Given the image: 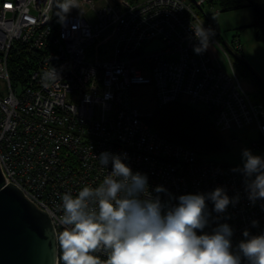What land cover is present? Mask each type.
Listing matches in <instances>:
<instances>
[{"label":"built area","instance_id":"2783aa9c","mask_svg":"<svg viewBox=\"0 0 264 264\" xmlns=\"http://www.w3.org/2000/svg\"><path fill=\"white\" fill-rule=\"evenodd\" d=\"M214 1L66 0V7H73L52 34L57 0H0V169L5 183L14 184L49 216L57 243L55 264H62L57 241L63 228L61 196L103 181L111 171V165L100 164L104 151L126 153L132 170L147 174L153 195L156 185L177 197L217 186L230 197L239 195L220 221L233 226L234 243L246 228L264 230L261 202L250 203L243 174L233 171L242 165L199 159L193 149L151 127L153 110L134 105L133 88L150 86L156 106L186 102L234 138L237 130L254 124L264 143L263 104L244 88L223 42L215 34L206 51L193 50L191 26L212 28L202 7L213 8ZM108 29L114 32L112 54L89 57L90 46ZM152 40L162 46L145 50ZM232 43L240 56V39ZM16 45L35 59L23 85L12 82L7 64ZM214 226L215 221L206 230ZM94 255L106 264L109 252L101 246Z\"/></svg>","mask_w":264,"mask_h":264},{"label":"clouds","instance_id":"9594fccd","mask_svg":"<svg viewBox=\"0 0 264 264\" xmlns=\"http://www.w3.org/2000/svg\"><path fill=\"white\" fill-rule=\"evenodd\" d=\"M191 30L193 50L201 54L213 43L215 31L203 23ZM98 158L105 168L111 165L103 181L61 196L63 228L57 241L62 264H101L94 255L101 246L109 252L106 264H264V230L246 228L234 243L233 226L220 222L239 195L230 197L224 186H217L177 197L164 185H156L153 195L147 174L134 172L126 153L104 151ZM241 159L242 167L233 171L243 174L250 203L259 201L264 208V155L244 148ZM213 221L215 226L206 230ZM258 223L251 221L253 227Z\"/></svg>","mask_w":264,"mask_h":264},{"label":"trees","instance_id":"16d2710c","mask_svg":"<svg viewBox=\"0 0 264 264\" xmlns=\"http://www.w3.org/2000/svg\"><path fill=\"white\" fill-rule=\"evenodd\" d=\"M220 1L223 9L238 8L243 6V2H247L253 12V21L250 26L253 29L254 37L257 41L264 42V0ZM60 2L61 0H57L54 9L55 25L52 34L56 33L57 22L61 17L59 14ZM217 38L221 41L218 36ZM7 64L12 82L15 85H23L34 68L35 59L23 47L16 45L9 52ZM233 66L239 74L247 76L250 73L255 90L253 100L262 103L264 107V81L259 79L239 58L233 60ZM150 125L169 141L193 149L201 160L216 162L207 158L210 155L219 154L227 148L222 131L214 126L209 114L183 101L156 106L150 119ZM231 137L234 138L233 135Z\"/></svg>","mask_w":264,"mask_h":264},{"label":"rangeland","instance_id":"374dc122","mask_svg":"<svg viewBox=\"0 0 264 264\" xmlns=\"http://www.w3.org/2000/svg\"><path fill=\"white\" fill-rule=\"evenodd\" d=\"M243 3V6L238 8L223 9L221 1L215 0L213 8L208 3H204L202 9L204 13H207L208 23L228 49L232 59L239 58L242 60L259 79L264 81V42L255 39L253 29L250 26L253 21V12L247 2ZM70 10L66 7V0H61L59 14L63 15ZM235 37H238L241 41L242 51L240 56L234 52L232 40ZM113 44L114 32L108 29L96 38L88 49V55L89 57L104 53L111 55ZM137 53L136 50L133 54ZM216 54L224 68L228 69L224 62V56L218 50ZM241 75L243 76L242 84L244 88L255 92L250 73L247 76L245 74ZM132 94L135 96L134 105L138 108L154 110L156 107V101L150 86H135ZM222 136L227 148L219 154L210 155L207 159L231 165H242L241 153L244 148L251 149L255 154L264 155V143L261 141L260 134L254 124L237 130L235 138H232L228 132H222ZM253 142H258V145H252Z\"/></svg>","mask_w":264,"mask_h":264},{"label":"water","instance_id":"95a60500","mask_svg":"<svg viewBox=\"0 0 264 264\" xmlns=\"http://www.w3.org/2000/svg\"><path fill=\"white\" fill-rule=\"evenodd\" d=\"M162 44L152 40L145 50ZM57 243L50 218L5 183L0 169V264H55Z\"/></svg>","mask_w":264,"mask_h":264},{"label":"crops","instance_id":"0c3cea01","mask_svg":"<svg viewBox=\"0 0 264 264\" xmlns=\"http://www.w3.org/2000/svg\"><path fill=\"white\" fill-rule=\"evenodd\" d=\"M215 34H216V32H215ZM217 35V34H216Z\"/></svg>","mask_w":264,"mask_h":264}]
</instances>
